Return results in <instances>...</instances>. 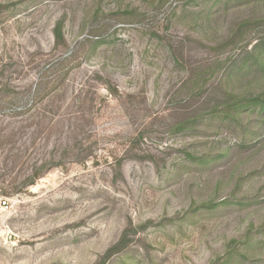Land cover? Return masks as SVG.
<instances>
[{
  "label": "rangeland",
  "instance_id": "obj_1",
  "mask_svg": "<svg viewBox=\"0 0 264 264\" xmlns=\"http://www.w3.org/2000/svg\"><path fill=\"white\" fill-rule=\"evenodd\" d=\"M261 38L264 0H0V264H93L126 227L106 264H264V111L175 125L264 90Z\"/></svg>",
  "mask_w": 264,
  "mask_h": 264
},
{
  "label": "trees",
  "instance_id": "obj_2",
  "mask_svg": "<svg viewBox=\"0 0 264 264\" xmlns=\"http://www.w3.org/2000/svg\"><path fill=\"white\" fill-rule=\"evenodd\" d=\"M252 24L253 23L250 20L245 23V25L247 26H250ZM54 37L56 41V48L60 46H66L65 35L61 22H59L54 28ZM252 43L253 42L251 41L249 44ZM260 50L264 55V38L257 40V42L251 49H246L247 53L250 55H252L253 52L257 53ZM260 68L264 69V59L260 58H255L253 61H247L246 58H244V61L240 66L241 71H246V73L251 72L255 69L259 70ZM251 109H257L260 113L264 111V90L256 94H236L235 92H227L225 96L217 101H214L213 103L203 102V104L197 107L194 111H189L186 109V111H184V121H180L175 125L182 130L192 129L201 119L207 116H217L222 118L230 117V119H236L238 117H241L243 113ZM214 160L215 159L210 160L209 163L213 162ZM45 172L46 170H44L43 167H39L34 170V172L29 176L26 186L34 184L37 179L43 177ZM204 206L207 208H214L216 207V202L209 201L204 203ZM132 232L133 231L131 230V227H126L118 241L110 248H108L107 251L101 256V258L93 264H106V262L110 258L126 249L132 241L130 239V235L132 234ZM233 243V247L235 248L238 241H233ZM232 257L233 254H231V251H229L225 258L227 260H230Z\"/></svg>",
  "mask_w": 264,
  "mask_h": 264
},
{
  "label": "built area",
  "instance_id": "obj_3",
  "mask_svg": "<svg viewBox=\"0 0 264 264\" xmlns=\"http://www.w3.org/2000/svg\"><path fill=\"white\" fill-rule=\"evenodd\" d=\"M6 202H4V204H5Z\"/></svg>",
  "mask_w": 264,
  "mask_h": 264
}]
</instances>
